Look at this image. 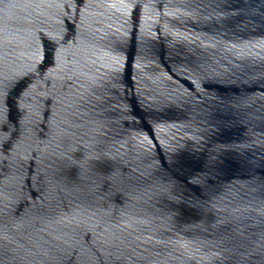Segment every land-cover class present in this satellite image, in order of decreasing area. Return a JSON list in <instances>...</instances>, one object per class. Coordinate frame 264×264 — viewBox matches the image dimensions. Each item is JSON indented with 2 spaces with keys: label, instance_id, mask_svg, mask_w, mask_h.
<instances>
[{
  "label": "water",
  "instance_id": "water-1",
  "mask_svg": "<svg viewBox=\"0 0 264 264\" xmlns=\"http://www.w3.org/2000/svg\"><path fill=\"white\" fill-rule=\"evenodd\" d=\"M0 264H264V0H0Z\"/></svg>",
  "mask_w": 264,
  "mask_h": 264
}]
</instances>
